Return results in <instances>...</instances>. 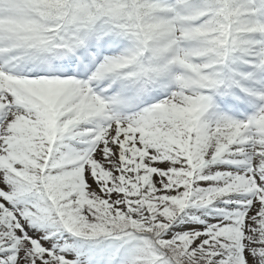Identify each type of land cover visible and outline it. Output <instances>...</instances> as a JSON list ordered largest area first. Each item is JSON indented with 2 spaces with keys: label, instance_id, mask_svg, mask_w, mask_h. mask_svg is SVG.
<instances>
[{
  "label": "snow or ice",
  "instance_id": "6c2138e0",
  "mask_svg": "<svg viewBox=\"0 0 264 264\" xmlns=\"http://www.w3.org/2000/svg\"><path fill=\"white\" fill-rule=\"evenodd\" d=\"M0 264H264V0H0Z\"/></svg>",
  "mask_w": 264,
  "mask_h": 264
}]
</instances>
